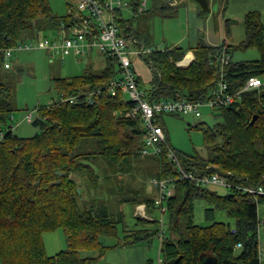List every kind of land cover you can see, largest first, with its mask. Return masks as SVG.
Segmentation results:
<instances>
[{"label": "trees", "instance_id": "16d2710c", "mask_svg": "<svg viewBox=\"0 0 264 264\" xmlns=\"http://www.w3.org/2000/svg\"><path fill=\"white\" fill-rule=\"evenodd\" d=\"M152 1V8L148 9L146 5L140 12L143 0H128L132 19H125L122 10L117 11L119 27L127 39L134 40L138 46L152 47L153 19L176 17L182 3L177 0ZM69 9L66 16L59 17L48 0H0V68H4L6 62L5 51L18 44L71 37V30L81 24L84 13L71 5ZM201 14L207 13L201 11ZM244 23V42L238 46L212 47L200 41L192 49L195 59L187 67L178 64L189 50L168 47L162 51L154 47L157 50L143 58L151 71V87L146 91L148 97L155 101L206 98L215 86L224 51L231 57L226 69L230 91L240 90L250 78L263 80L264 23L261 13H247ZM61 31L69 32L70 36L62 35V38L52 40L41 37L45 32L60 35ZM250 48L259 52L258 60L234 61L235 52ZM105 59L107 66L101 72L88 69L77 77L53 79L57 98L49 104L38 105L34 120L32 115L31 121L26 119L39 129L30 138L17 135L14 132L17 127L3 130L15 110L11 104V90L0 79L1 264H95L111 248L132 246L157 235L160 237L161 229L127 231L123 213L114 218L106 206H95L96 200L88 203L83 196L80 181L83 176L90 179L91 189L98 185L99 175L91 165L96 158L131 170L135 158L142 155L147 135L140 118L126 116L133 104L125 94L120 92L113 97L107 90L110 82L120 77L121 71L116 61ZM54 61L51 59L52 63ZM87 92H97L93 106L88 105L85 98L78 104L60 99ZM215 111L223 122L203 131L210 157L183 156L172 148L168 136V146L157 156L159 172L151 179H177L178 169L168 157L171 148L187 171L219 173L226 178L228 186L225 188L229 191L219 195L210 187H198L189 180L175 183L174 196L165 204L169 216L168 235L164 234L161 239L163 264H201L207 257H214L216 264H263L259 255V206L264 204V196L255 197L248 189L264 187V87L244 94L240 113L228 107ZM254 118L256 121L252 124ZM161 123L166 130L165 118ZM93 141L99 150L83 151ZM198 200L209 206L206 217L212 222L210 226L198 225L193 220ZM133 204H145L150 212L158 209L153 199ZM216 212L225 213L231 222L214 221ZM140 221L156 222L143 218L137 226ZM120 225L125 233L123 238L120 237ZM56 231L66 235L67 248L50 257L43 237ZM102 238H117L119 242L109 247L103 244ZM85 251L97 255L83 258L81 253Z\"/></svg>", "mask_w": 264, "mask_h": 264}, {"label": "rangeland", "instance_id": "374dc122", "mask_svg": "<svg viewBox=\"0 0 264 264\" xmlns=\"http://www.w3.org/2000/svg\"><path fill=\"white\" fill-rule=\"evenodd\" d=\"M53 12L59 17L66 16L69 12V6H73L76 9L75 0H48ZM123 3H128V0H122ZM148 9L152 8L153 1L146 0ZM159 2V1H158ZM157 2V3H158ZM197 3V2H196ZM210 12L201 15V23L196 26V37L204 41V37L207 33L208 24L212 19L211 24L214 27L216 34H219L223 30V35L226 38L233 41V37L236 36L235 30L239 28L240 21L234 15L228 17L230 14V3L228 0H211ZM198 4V3H197ZM229 4V6H228ZM123 17L125 19H132L133 12L128 6L122 8ZM189 9L181 7L180 18L174 19H162L156 17L152 21L150 35L153 39V45L158 48H170L173 45V41L177 37H182L181 29L177 26L174 30L173 24H184L187 19V13ZM200 11L202 8L200 7ZM87 15V13H84ZM230 18V19H229ZM193 26V21L190 22ZM138 24V22H137ZM183 29V28H182ZM70 36L69 32H45L41 35L43 38L55 39L61 36ZM167 41V43L165 42ZM229 42V41H228ZM190 43L188 39L182 46L187 47ZM222 40L220 45L223 44ZM230 43V42H229ZM186 49V48H185ZM260 58V54L256 49L239 50L234 53V61H254ZM140 61V60H138ZM12 68L6 70L0 68V79L11 90V104L14 108L12 116L8 119L7 124L3 126V130L6 132L12 125L16 128L14 132L22 138H30L39 132V129L29 123L26 119L29 115H32L33 120L36 118V107L38 105L49 104L52 100L57 98V91L54 89V78H72L82 75L86 70L92 69L93 72H101L107 66V59L98 52L82 57L77 55L67 56L64 61L57 59L53 63L46 51L35 50L16 53L13 59H9ZM186 63V62H185ZM145 68V67H144ZM142 72L141 87L148 91L150 90V71L145 68ZM264 81V79H263ZM125 98L129 100V96L125 95ZM203 116L201 118L185 117V116H165V127L167 130V136L170 141V145L176 151L183 156L200 155L203 158L210 157V151L206 148L204 143L203 131L207 127H214L215 125L222 123L221 116L210 108L202 109ZM13 117V119H12ZM190 124V126H189ZM94 142V141H93ZM99 147L95 145V142L91 146H86L83 151H98ZM95 169V172L99 175V181L97 187L91 189V182L88 177L81 178V186L83 190V196L87 199L88 203L94 201L96 205H104L106 209L113 215L114 218L119 217L121 212L123 200L127 201L124 206L125 211V226L132 228L130 221L137 219L130 216L129 207L134 208L133 203L143 202L148 197H154L151 194L153 190L151 177H154L159 172V161L157 156H144L140 155L135 158L134 165L131 170L126 167H119L118 165H112L107 161H103L96 158L91 164ZM155 179V178H154ZM155 188V187H154ZM210 190L217 192L219 195L228 194V190L221 186H212ZM150 192V193H149ZM158 195V192H157ZM157 198V196H156ZM91 199V200H89ZM134 200V201H133ZM129 202V203H128ZM127 204L129 205L127 208ZM264 204L259 206L263 208ZM208 204L203 200H198L196 203V211L194 214V222L198 225L207 227L212 224L206 217V209ZM122 209V210H123ZM168 216L165 214L163 219V232L168 235ZM154 219L150 223L139 222L136 226L138 229H161V213L157 210L153 215ZM260 217L261 228L264 231V217ZM147 219V218H146ZM214 221L231 222L226 214L217 212L214 217ZM134 222V221H133ZM123 225L119 226L120 237L123 238L125 233L122 231ZM49 237V236H48ZM116 239L102 238L104 244L110 243ZM161 238L159 235L153 237L155 244L154 250L160 244ZM156 242V243H155ZM260 247L264 248V239H260ZM95 252H82L81 256L92 257ZM158 256V254H157ZM156 258V257H155ZM158 258V257H157ZM156 258V259H157Z\"/></svg>", "mask_w": 264, "mask_h": 264}, {"label": "built area", "instance_id": "2783aa9c", "mask_svg": "<svg viewBox=\"0 0 264 264\" xmlns=\"http://www.w3.org/2000/svg\"><path fill=\"white\" fill-rule=\"evenodd\" d=\"M79 12L87 13L81 21V24L71 30V37H65L63 40L50 41L41 40L38 43H21L16 47L5 51L6 62L4 68H12L9 59L14 57L16 52L32 51L40 49L48 51L52 61L59 59L64 61L67 56L77 55L86 57L93 52H98L104 57L116 61L120 66L121 75L113 80L107 86V90L113 97H117L120 92L129 96V101L133 104L132 110L126 114L127 117L140 118L147 131L145 146L141 150L144 156H158L162 153L163 147L168 146L167 133L162 125V118L165 116H185L201 118L202 109L210 108L215 111L223 107H229L233 104H240L244 94L255 89L263 88L264 81L260 78H250L246 84L238 91H230V84L227 79V66L231 62V57L224 51L221 58V65L218 71V77L215 86L209 95L199 101H189L184 98L175 100H151L148 93L141 87L139 77L136 71V62L157 48L138 46L134 40H129L125 36L117 21V11L123 10V6H128L122 0H75ZM147 1L143 0L140 12L146 8ZM165 50L164 48H158ZM187 56L178 65L187 67L191 65L193 59L187 61ZM97 92H87L82 95L73 96L68 99L60 98L62 102L69 101L72 104H78L81 99L86 100L90 106L94 105V96ZM31 121V115L28 117ZM14 129V125L11 126ZM169 160L178 169L177 179L152 180V185L157 189L158 196L155 204L161 213V239L164 238L163 219L168 213L165 206L169 198L174 196L175 183L177 181L189 180L198 187L208 188L212 186L227 187L226 178L219 173L198 174L187 171L181 164L173 149L169 148ZM248 192L255 196H264V187L257 189H248ZM138 214L141 217L148 218L145 213V207H139ZM152 221V219H151ZM240 247V245H238ZM260 261H264V249L260 250Z\"/></svg>", "mask_w": 264, "mask_h": 264}, {"label": "crops", "instance_id": "0c3cea01", "mask_svg": "<svg viewBox=\"0 0 264 264\" xmlns=\"http://www.w3.org/2000/svg\"><path fill=\"white\" fill-rule=\"evenodd\" d=\"M177 1L182 2L181 4L179 3L180 4L179 6L189 9V11L187 13V19H185L184 24H181V23L179 25L176 23L173 24L174 30L177 26L180 27L182 37H177L175 39V41L172 42L173 45L170 48H172V47L186 48L187 50L190 51L187 54V57H188L187 59L188 60H191V59L194 60L195 56L192 52V49L196 48L198 43H199L198 42L199 39L196 37V28L195 27L199 26L201 23V20H202L201 15H200L201 14L200 5H199V3L197 4L196 2H193V1H187V0H177ZM228 1L230 3V14H228V17H231V14L233 16L235 15L239 19V21L241 22L239 25V28L237 30H235L236 36H234L233 41H231L230 39L226 38L225 35H223V33H224L223 30L220 31L219 34H216V32L214 31V27L211 24L212 19H210V22H209L208 28H207L208 30H207V33L204 37V39H205L204 42L209 46H212V47L220 46V43L222 40L224 41L223 44L230 45V46H238L242 42H244L246 40V28H245L244 19H245L246 14L249 12H254V11L260 12L262 15L263 23H264V0H228ZM209 4L211 7V3H209ZM228 6H229V4H228ZM199 12H200V14H199ZM177 17L178 18L181 17L180 9L178 10V14L174 18H177ZM174 18H171V19H174ZM191 21H193L194 26L190 23ZM188 39H190L189 45L187 47L182 46L183 43H185ZM165 42L167 43L166 40H165ZM151 46L156 47L154 45H151ZM240 62H242V61H240ZM144 67L150 71V68L148 67V65L145 64V62L143 60L136 62V70L138 73L140 83L143 80L141 70L146 71V69ZM150 73H151V71H150ZM150 81H151V76H150ZM140 85H142V84H140ZM157 192H158L157 189L153 187L151 194H154L155 196L154 197H148L147 199L156 200L157 199L156 196H158ZM124 202L127 203V201H124ZM125 203H123L122 209L126 205ZM129 205L127 204V208ZM133 205H134V208L129 207L130 216L133 218L135 217L137 219H134L133 220L134 222L132 220L130 221V225L132 226V228H129V226L127 227V231H129V232L134 231V230H141V229L136 228L137 222L144 218L138 214L137 209L139 207H145V213L148 217L147 221H151V219L153 220L154 219L153 215L155 214V211L158 210L157 209L154 212H152V211L150 212L147 209L145 204H138V205L133 204ZM122 209H121V213H123L126 216L124 209L123 210ZM195 211H196V205H195ZM216 213H215V216H216ZM259 216L264 217V207L259 209ZM144 219L146 220V218H144ZM124 220H125V218H124ZM125 222L126 221H124V224H125ZM217 222L228 223V221L227 222L217 221ZM146 229H150V228H146ZM259 237H260V239H264V231L261 227L259 229ZM43 238H44V244L46 247V252H47L48 256H50V257L56 256L61 251L65 250L67 248L66 235L62 231L46 233V234H44ZM109 239H116V240H114L112 242L110 241V243H108V244H104V243L103 244L106 246L112 247V246H115L116 244H118V242H119V239H117V238H109ZM154 246H155V244L153 242V238H151L149 241H145V242H142V243H139L136 245L118 247V248H113V249L111 248L105 254V256L102 257L95 264H163L162 257H161V240H160V244L158 245L156 250H154ZM157 254H158V256H157ZM96 255L97 254H95L92 257H96ZM155 257L156 258L158 257V258L156 259ZM0 264H1V261H0ZM263 264H264V261H263Z\"/></svg>", "mask_w": 264, "mask_h": 264}, {"label": "water", "instance_id": "95a60500", "mask_svg": "<svg viewBox=\"0 0 264 264\" xmlns=\"http://www.w3.org/2000/svg\"><path fill=\"white\" fill-rule=\"evenodd\" d=\"M197 2L199 3V5L202 8V11L203 12H206V13H209L210 12L209 0H197ZM228 108L231 111H234L236 113H240V111H241V105L238 104V103L233 104V105H230ZM255 121H256V118L253 119L252 124H254ZM189 126H190V124H189ZM201 264H216V260H215L214 257L203 258Z\"/></svg>", "mask_w": 264, "mask_h": 264}, {"label": "bare ground", "instance_id": "6f19581e", "mask_svg": "<svg viewBox=\"0 0 264 264\" xmlns=\"http://www.w3.org/2000/svg\"><path fill=\"white\" fill-rule=\"evenodd\" d=\"M189 62V60L187 59L186 63ZM120 94V93H119ZM127 99V98H126Z\"/></svg>", "mask_w": 264, "mask_h": 264}]
</instances>
